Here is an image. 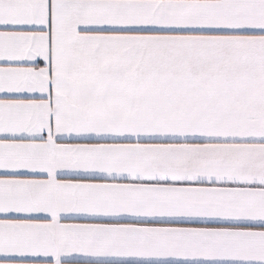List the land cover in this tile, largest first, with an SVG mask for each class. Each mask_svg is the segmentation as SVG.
I'll use <instances>...</instances> for the list:
<instances>
[{
	"label": "snow or ice",
	"instance_id": "1",
	"mask_svg": "<svg viewBox=\"0 0 264 264\" xmlns=\"http://www.w3.org/2000/svg\"><path fill=\"white\" fill-rule=\"evenodd\" d=\"M0 264H264V0H0Z\"/></svg>",
	"mask_w": 264,
	"mask_h": 264
}]
</instances>
